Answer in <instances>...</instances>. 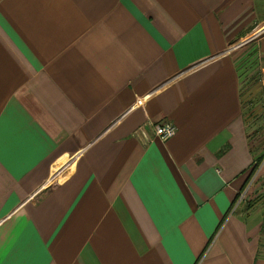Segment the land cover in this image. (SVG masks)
Wrapping results in <instances>:
<instances>
[{
    "label": "crops",
    "instance_id": "0c3cea01",
    "mask_svg": "<svg viewBox=\"0 0 264 264\" xmlns=\"http://www.w3.org/2000/svg\"><path fill=\"white\" fill-rule=\"evenodd\" d=\"M263 104L264 0H0V264H264Z\"/></svg>",
    "mask_w": 264,
    "mask_h": 264
},
{
    "label": "rangeland",
    "instance_id": "374dc122",
    "mask_svg": "<svg viewBox=\"0 0 264 264\" xmlns=\"http://www.w3.org/2000/svg\"><path fill=\"white\" fill-rule=\"evenodd\" d=\"M254 115V120L252 121V129H254V133L257 136L256 141L259 145L260 154L264 156V104L261 107H256L252 113ZM264 167H261L257 172V175L263 170ZM246 194L244 193L241 197L242 202L245 201L244 198Z\"/></svg>",
    "mask_w": 264,
    "mask_h": 264
},
{
    "label": "built area",
    "instance_id": "2783aa9c",
    "mask_svg": "<svg viewBox=\"0 0 264 264\" xmlns=\"http://www.w3.org/2000/svg\"><path fill=\"white\" fill-rule=\"evenodd\" d=\"M156 136L161 140L172 138L176 133V128L172 123L163 122L157 123L154 126Z\"/></svg>",
    "mask_w": 264,
    "mask_h": 264
},
{
    "label": "trees",
    "instance_id": "16d2710c",
    "mask_svg": "<svg viewBox=\"0 0 264 264\" xmlns=\"http://www.w3.org/2000/svg\"><path fill=\"white\" fill-rule=\"evenodd\" d=\"M261 161V159L259 160V162ZM263 232H264V229H263Z\"/></svg>",
    "mask_w": 264,
    "mask_h": 264
}]
</instances>
